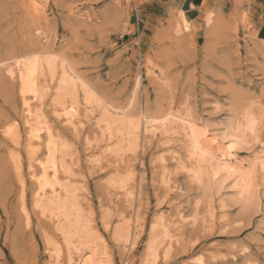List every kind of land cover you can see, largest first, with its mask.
<instances>
[{"label":"rangeland","instance_id":"obj_1","mask_svg":"<svg viewBox=\"0 0 264 264\" xmlns=\"http://www.w3.org/2000/svg\"><path fill=\"white\" fill-rule=\"evenodd\" d=\"M182 2L0 0V264H48L50 244L62 241L55 224L33 207L34 185L26 168L23 136L19 145L23 188L17 164L8 155L10 141L3 132L9 120L20 119L22 114L19 84L5 72L15 57L52 54L67 61L101 101L92 102L91 122L109 105L111 116L117 119L120 116L115 112L135 110L186 114L197 128L218 134L241 108L253 104L248 107L264 112V42L260 40L264 39V0H195L187 12L191 30L175 35L170 15L187 9ZM209 13L212 23L206 25L204 16ZM42 73L45 114L68 145L64 158L81 179L79 199L89 205L87 209L84 205L82 221L98 230L106 245L103 249L89 232L84 237L97 246L103 264H195L200 253L206 264H264V171L257 172L254 199L245 208L239 201L227 200L225 209H220L217 195L210 202L202 198L198 185L168 159L165 146L156 138L144 144L141 136L124 153L132 173L105 174L106 169L92 168L86 162L85 135L101 140L100 135L91 132L89 125L75 135L52 116L49 104L55 98L58 75L52 76L47 69ZM78 100L82 110L89 111L81 93ZM263 125H258L262 127L256 139L247 136L251 142L239 147L242 157L259 150L256 141L264 138ZM179 151L185 159L183 149ZM161 154L171 172L170 184L180 190L165 188ZM119 182L132 186L131 204L123 202L126 199L116 187ZM129 205L137 206L131 245L117 235L118 215L131 212ZM176 209L186 217L183 221L177 220ZM160 210L175 221L170 229L177 241L168 252L160 244L152 258L146 246L152 218ZM65 253L60 264H66Z\"/></svg>","mask_w":264,"mask_h":264},{"label":"bare ground","instance_id":"obj_2","mask_svg":"<svg viewBox=\"0 0 264 264\" xmlns=\"http://www.w3.org/2000/svg\"><path fill=\"white\" fill-rule=\"evenodd\" d=\"M193 8L194 4L191 2L187 9L179 8L177 12H172L170 22L176 32L175 34L173 31V34L177 35L180 31L189 32L191 30L192 24L187 12ZM211 15L213 16L209 13L204 16V24L212 23ZM219 20L221 23V19ZM260 40L264 42L262 37ZM51 55L43 58L38 53H31L17 56L13 62L10 60L11 58L9 59L12 63L6 66L5 72L9 78H15L19 84L22 114L20 119L9 120L7 122L9 127L6 130L3 129L4 137L10 141L8 155L17 164L16 169L21 176L19 178L22 188L24 180L22 179L23 166L19 145L23 136L26 168L29 180L34 185L33 207L42 216L48 218L53 225L55 224L62 238L59 244L53 242L50 244V263L48 264H60L64 251L66 252L64 256L66 264H103L105 260L102 261L103 257H99L97 246L91 245L90 241L84 237V233L93 234V238L103 246V249L106 244L98 230L82 221L84 207L86 206L87 209L89 205L85 203L84 206L79 199L82 190L81 179L76 177V173L64 158L63 152L68 145L60 140L55 127L45 114L42 85L44 78H41L45 73H42L43 69L51 72L52 76L54 73L58 75L53 90L54 94L52 93L55 98L50 100L52 104H49V106H53L52 116L75 135L83 132L85 126L89 125L92 126L91 132L99 134L101 137V140H97L96 138L91 139L89 134L85 135L86 150L88 151L86 162L92 168L106 169L104 173L112 174L113 177L123 173L131 174L133 167L128 163V159L124 158L128 146H136L141 136L144 144H149L152 138H156L161 146L166 147L168 159L172 160L177 167L182 168L187 177L198 185L201 197L207 202L217 195L220 209H225L227 200L239 201L245 208L254 199L257 172L264 171V138L259 140V150L255 149L256 152L248 157H242L239 154V147L249 143L250 137L248 140L247 136H251V139L257 138V132H260L258 130L262 127L258 129V125L264 122L263 110L256 112L249 108L253 104L248 105L249 107L245 105L247 107L241 108V111L234 115L218 134H210L207 129L208 132L202 131L201 129L204 127L197 128L190 121L192 118L186 114L166 112L153 115L144 110L140 112L135 110L131 113L115 112L114 114L120 116L117 119L111 116L113 112L110 111L109 105L103 106L104 110L99 118L96 117L95 121L91 122L94 117L91 115L93 114L92 102L101 103V101H98L95 92L88 83L67 66L65 63L67 61ZM68 65L70 64L68 63ZM79 93L83 95L85 107L89 108V111L86 110L87 112L80 107ZM189 118L191 119L189 120ZM253 121L255 122V135L249 128ZM20 127L23 129L22 133ZM40 148L41 152H39ZM178 148L179 150L182 148L185 152V159L181 158ZM159 159L162 164L161 178L165 188L179 189L178 186L170 184L171 172L166 169L164 154H161ZM116 187L126 199V201L123 199V202L131 204L134 194L132 186L119 182ZM225 195L230 196L226 198ZM129 206L131 212L118 215L121 228L117 235L131 245L134 232L132 223L136 221L137 206ZM22 210L24 219L29 222L30 217L23 204ZM164 213L161 210L157 211V214L152 218V234L146 246V253L152 258L157 256L160 244H162V249L168 252L177 241L174 239L175 234L173 235L170 229L175 221L166 218ZM175 215L178 221H183L186 218L180 209H176ZM159 239H161L160 242ZM203 257L204 255L200 253L194 258V263L206 264Z\"/></svg>","mask_w":264,"mask_h":264},{"label":"snow or ice","instance_id":"obj_3","mask_svg":"<svg viewBox=\"0 0 264 264\" xmlns=\"http://www.w3.org/2000/svg\"><path fill=\"white\" fill-rule=\"evenodd\" d=\"M249 128L252 130L253 135H255L256 133H255V122L254 121L249 125ZM256 143L260 144V141L257 140Z\"/></svg>","mask_w":264,"mask_h":264},{"label":"crops","instance_id":"obj_4","mask_svg":"<svg viewBox=\"0 0 264 264\" xmlns=\"http://www.w3.org/2000/svg\"><path fill=\"white\" fill-rule=\"evenodd\" d=\"M194 1H195V0H183L182 5H183V4H186V5L189 7L190 3H191V2L194 3ZM188 7H187V8H188Z\"/></svg>","mask_w":264,"mask_h":264}]
</instances>
